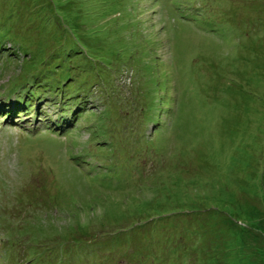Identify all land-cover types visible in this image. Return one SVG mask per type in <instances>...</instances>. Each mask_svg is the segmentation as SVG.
I'll return each instance as SVG.
<instances>
[{"label": "rangeland", "instance_id": "obj_1", "mask_svg": "<svg viewBox=\"0 0 264 264\" xmlns=\"http://www.w3.org/2000/svg\"><path fill=\"white\" fill-rule=\"evenodd\" d=\"M0 7V264H128L151 231L264 264V0Z\"/></svg>", "mask_w": 264, "mask_h": 264}, {"label": "trees", "instance_id": "obj_2", "mask_svg": "<svg viewBox=\"0 0 264 264\" xmlns=\"http://www.w3.org/2000/svg\"><path fill=\"white\" fill-rule=\"evenodd\" d=\"M1 8V7H0ZM2 20V17H0V25L1 24H3V23H5V22H3V21H1ZM2 38H6V34H3V33H1V29H0V39H2ZM1 45H3L4 46V44L3 43H1ZM1 47V46H0ZM0 52H3V51H1L0 50ZM238 60H239V55L238 54H236L235 55V57H234V63L232 64V66L230 67V69H229V72L230 73H232V71H233V68H234V66L237 64V62H238ZM220 65V64H219ZM230 65V64H229ZM220 67H222V68H227L228 66L227 65H220ZM158 82H159V79H156V85H158ZM56 86H60V84H57ZM62 89H67V90H71V92H73V94H75V95H78L79 96V90L78 89H73V88H70V87H65L64 85H63V83H62ZM65 89V90H66ZM72 94V95H73ZM72 95H70L69 97H67V96H61V102H57L56 100H51V101H49V103H50V105H52V106H55V105H57V106H59V107H61V103H64L63 104V107H64V110L66 109V108H69L70 107V105H71V102L73 101V99H75V97H77V96H72ZM152 95H153V92H152ZM151 98V97H150ZM157 97H156V95H154L153 97H152V101L154 102V99H156ZM26 102H28V104L29 103H32V102H29V101H26ZM8 106V105H7ZM10 106V105H9ZM27 107L28 108V106H27V103H24L23 105H14V106H10L8 109H7V111H6V113H8V112H10V110H14V112L16 111V110H18L19 112H22L23 110H22V108L23 107ZM155 106L158 108V109H160L159 108V104H158V102H156V104H155ZM152 107H153V104H148V102H147V104L145 105V106H142V112L143 113H149V117L148 118H157V119H159V118H161V114L162 113H150L151 112V110H152ZM30 109V108H29ZM83 109V107H78L77 108V110H75V111H73V113H74V115H76L78 112H79V110H82ZM85 109V108H84ZM0 110H3V108L2 107H0ZM31 110V109H30ZM43 111V110H42ZM139 115H143L142 113H138ZM37 117H41L42 119H44V124L46 125V123L45 122H48V126H49V124H52V125H54V123L52 122V116H50V115H48V116H43V114L41 113V110H39L38 109V112H37ZM46 118V119H45ZM39 120H41V119H39ZM103 121H105V119H103L101 122H103ZM155 127H160L159 126V124H157V126H155ZM161 128V127H160ZM255 131V130H254ZM134 142L135 143H137L138 142V140L136 139V138H134ZM140 147V146H139ZM142 148V147H141ZM176 149H177V147H176ZM179 153V150L177 149V151H176V153H174L175 155L176 154H178ZM127 158V157H126ZM120 159V158H119ZM118 159V160H119ZM127 208H125V210H126ZM152 228H155V225L153 224L152 225V227L150 226V229H152ZM153 232H154V230H153ZM155 233V232H154ZM181 233V232H180ZM177 234H179V231L178 232H175V235H173V236H171L170 235V233H168V236H167V238H162V239H160L158 242L157 241H155V237H154V234L152 233V231L150 232V234H149V236L147 237V239L145 240V241H147L146 242V244H145V246L143 247V250H139L138 251V247L141 245V244H139V246H138V243H137V241H135V242H131V239L130 238H126L125 240L124 239H122V238H119V239H117L115 242L121 247V248H124L125 250H126V252L127 253H129V255H128V264H130V260L131 259H133V258H135V256H136V254H137V256H136V259H135V263L134 264H188L184 259L186 258V255H185V253H183V251H186V252H188V251H190L189 250V248H188V246L187 245H184L183 244V247L180 249V251H178V248H176L175 247V245H174V243L175 242H178L179 244H182V238H180L179 240H177L175 237H176V235ZM182 234V233H181ZM197 234V232H194V233H192V235L194 236V235H196ZM166 236V235H165ZM184 236V235H183ZM169 237V238H168ZM170 243V246H172L173 248H169V247H165L166 246V244H169ZM152 245L153 247H151V249L155 252V253H153V254H151V255H153L154 257L153 258H151V257H147L146 256V251H147V245ZM196 247H197V245H196ZM83 250H84V253H86V250H85V248H82ZM91 250H93V249H90V251ZM197 250V254H196V256H197V261L194 263V264H200L203 260H205V259H209V257H211L212 255L210 254V252H208L207 251V248H206V246L204 245V246H199L198 247V249H196ZM118 254V256H119V254L120 253H117ZM116 254V255H117ZM114 256V255H113ZM142 256V257H141ZM98 263H100V264H102V263H104V261H102V260H98ZM77 264H81V263H77ZM191 264H193V263H191Z\"/></svg>", "mask_w": 264, "mask_h": 264}, {"label": "bare ground", "instance_id": "obj_3", "mask_svg": "<svg viewBox=\"0 0 264 264\" xmlns=\"http://www.w3.org/2000/svg\"><path fill=\"white\" fill-rule=\"evenodd\" d=\"M187 16V15H186ZM53 127V126H52ZM58 127V126H57ZM61 132V131H60ZM88 162V161H87ZM87 165V164H86ZM88 166V165H87ZM106 174V173H105Z\"/></svg>", "mask_w": 264, "mask_h": 264}, {"label": "clouds", "instance_id": "obj_4", "mask_svg": "<svg viewBox=\"0 0 264 264\" xmlns=\"http://www.w3.org/2000/svg\"><path fill=\"white\" fill-rule=\"evenodd\" d=\"M23 120V119H22ZM37 121H41V120H37Z\"/></svg>", "mask_w": 264, "mask_h": 264}]
</instances>
